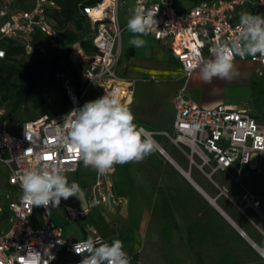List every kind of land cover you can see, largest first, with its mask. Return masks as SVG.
Returning <instances> with one entry per match:
<instances>
[{
	"label": "built area",
	"instance_id": "2783aa9c",
	"mask_svg": "<svg viewBox=\"0 0 264 264\" xmlns=\"http://www.w3.org/2000/svg\"><path fill=\"white\" fill-rule=\"evenodd\" d=\"M130 1L131 15L137 6L156 14L157 26L147 35L173 54L182 71L183 85L173 103V129L162 135L179 147L190 161L198 159L200 169L260 172V160L264 157V121L225 104L203 107L185 95V88L196 71L191 66L200 59L212 57L211 49L218 41H228L236 35L241 13L264 17V0H202L182 12L174 9L171 0ZM124 4L125 0H99L81 7L95 53L87 57L78 44L72 46L70 62L75 66L85 62L76 83L63 71H54L52 77L59 82L69 103L65 111L9 124L5 116L7 108L0 107V165L7 172L6 184L11 189L5 193V199L10 200L7 211L0 206V223L5 224V229L0 230V264H52L58 258L65 264H79L82 256L72 251L75 244L88 237L105 241L91 226L85 228L83 240L64 238L61 227L52 219L51 204L47 209L32 208L21 199L18 178L28 169L44 164H55L64 175L76 173L84 164L57 139V128L62 126L64 117L72 109L83 106L89 91H96L94 100L105 93H115L124 104L132 96L131 84L124 86L117 73L122 55L121 35L127 29V23L122 26L119 19ZM58 10L57 0H0V60L5 59L6 46L10 43L20 46L24 55L30 56L34 33L50 40L59 39L60 32L52 18ZM235 60H249L264 68L259 54L255 59L236 56ZM147 132L152 138L156 134ZM114 167L103 174L96 172L97 180L86 208L64 206L68 221L85 218L94 207H112L110 198L113 205L117 203L109 191ZM103 183L105 193L99 190ZM243 201L253 208L259 205L248 192ZM129 258L133 264L132 257Z\"/></svg>",
	"mask_w": 264,
	"mask_h": 264
},
{
	"label": "crops",
	"instance_id": "0c3cea01",
	"mask_svg": "<svg viewBox=\"0 0 264 264\" xmlns=\"http://www.w3.org/2000/svg\"><path fill=\"white\" fill-rule=\"evenodd\" d=\"M124 33L127 36L123 38ZM132 36L128 29L121 35L117 73L124 86H132L126 105L134 122L156 133V150L142 162L115 165L109 191L117 203L109 208L102 205L109 209L111 229L100 232L89 226L108 243L122 240L133 264H138L135 251L140 249L155 264H264V157L258 173L234 168L227 172L200 169L198 159L190 161L162 135L173 129L174 97L183 85L179 62L148 35L140 37L146 41L145 46L135 48L129 44ZM235 64L239 75L230 81L214 79L205 84L196 70L186 82L185 95L206 108L225 104L264 121V103L253 106L249 100V80L253 76L264 78V68L249 60H235ZM255 85L264 93V80ZM245 86L249 92L238 100L227 95ZM96 94L91 91L88 100H94ZM99 190L105 193L104 183ZM246 192L259 202L257 208L243 201ZM89 199L90 192L85 204L64 206L83 209ZM94 210L105 212L94 207L80 220ZM53 221L61 227L59 221ZM1 229H5L4 223H0ZM120 230L124 232L122 237ZM84 231L79 239L66 237L63 230L62 235L79 241L86 238Z\"/></svg>",
	"mask_w": 264,
	"mask_h": 264
},
{
	"label": "clouds",
	"instance_id": "9594fccd",
	"mask_svg": "<svg viewBox=\"0 0 264 264\" xmlns=\"http://www.w3.org/2000/svg\"><path fill=\"white\" fill-rule=\"evenodd\" d=\"M155 15L140 6L132 9L127 21V29L133 34L130 45L135 48L145 46L146 41L140 37L157 26ZM211 53V59H200L191 66L205 84L214 79L230 81L238 77L236 56L255 59L259 54L264 60V17L241 13L236 35L228 41H218ZM134 121L130 108L115 93H105L72 109L64 117L62 126L57 128V139L61 146L72 150L84 166L103 174L117 164L142 162L156 150L151 135ZM18 183L21 199L32 208L47 209L50 204L57 208L62 198L80 200L84 195L80 186L75 181L69 183L55 164L28 169L18 178ZM72 251L82 256L79 264H131L120 239L108 243L99 237H88L75 244Z\"/></svg>",
	"mask_w": 264,
	"mask_h": 264
},
{
	"label": "trees",
	"instance_id": "16d2710c",
	"mask_svg": "<svg viewBox=\"0 0 264 264\" xmlns=\"http://www.w3.org/2000/svg\"><path fill=\"white\" fill-rule=\"evenodd\" d=\"M97 1L99 0H57L59 10L53 14L52 18L60 32V38L50 40L40 33H34L31 38L30 56L33 58L31 63L17 60L19 56L26 57L20 46L12 43L6 46V57L0 60V93L4 92L0 107H5L8 96L12 97V102L6 106L7 115L23 106L30 97H33V107H40L36 98L42 94L39 81L41 70L45 67L50 69L52 76L56 70L63 71L76 83L85 62L76 66L70 62L72 46L78 44L87 57L95 53L91 44L89 24L80 13V9L84 5H93ZM68 25H73L74 31L69 30ZM52 45L58 47L64 65L59 64L55 58L50 59L49 48ZM68 107L69 103L64 94L60 102V112Z\"/></svg>",
	"mask_w": 264,
	"mask_h": 264
},
{
	"label": "rangeland",
	"instance_id": "374dc122",
	"mask_svg": "<svg viewBox=\"0 0 264 264\" xmlns=\"http://www.w3.org/2000/svg\"><path fill=\"white\" fill-rule=\"evenodd\" d=\"M202 0H171V5L177 12L185 11L197 4H199ZM119 19L121 24L127 23L128 19L131 16V1L125 0V4L121 6L119 12ZM69 30L74 31L73 25H68ZM127 34H123V38L126 37ZM59 49L56 45H52L49 48L50 59L55 58L56 61L64 65L63 59L60 56ZM17 60H22L24 63H31L33 58L30 57H17ZM264 78H258L257 76H253L249 80V88H250V98L251 104L257 106V104L264 103V93L259 92L256 88V85L253 84L260 83ZM256 82V83H255ZM40 89L42 90V94L38 95L36 99H38L40 103L39 108L33 107V97H30L26 100L25 104L18 108L16 111L12 112L7 116L6 120L9 124H13L18 120H31L40 115H55L60 112V102L64 96V91L60 86L59 82L53 79L51 75V71L48 67H45L41 70V79L39 81ZM248 88L245 86L243 89H236L233 92H228L227 95H231L238 100L241 96L248 93ZM4 96V92L0 93V103L2 102V98ZM89 97H91V91L87 93V96L84 100V103L89 101ZM12 102V97L8 96L7 102L5 103V107ZM18 132V131H17ZM95 170L93 168H87L86 166L81 165L78 172L74 174H65L68 178L71 177L69 183L75 181L80 188L82 189L84 195L80 197V200L76 197H70L67 200L61 199V203L59 207L53 208L52 219L59 221L64 231V235L66 237H71L72 239H79L82 236L83 230L89 225L94 226L100 232L104 231L102 229H107L110 231V226L108 222L112 219L109 216V209L104 206H99L100 210H104L105 212L101 214V212L94 210L92 211L88 218L85 220H76V221H68L63 212L64 205H75L80 202L82 205L85 204L87 194L91 191ZM6 176L7 172L4 167L0 165V206L3 207L4 211H7L8 204L10 200L5 199V193L8 192L10 187L6 184ZM91 226V227H92ZM93 227V228H94ZM101 227V228H100ZM124 236V232L120 230V237ZM136 261L138 264H155L150 261L148 255L145 254V251L138 250L135 251ZM52 264H65L60 258L54 261Z\"/></svg>",
	"mask_w": 264,
	"mask_h": 264
},
{
	"label": "water",
	"instance_id": "95a60500",
	"mask_svg": "<svg viewBox=\"0 0 264 264\" xmlns=\"http://www.w3.org/2000/svg\"><path fill=\"white\" fill-rule=\"evenodd\" d=\"M109 201H110V205H112V206H113V202H112L111 198H110V200H109Z\"/></svg>",
	"mask_w": 264,
	"mask_h": 264
},
{
	"label": "snow or ice",
	"instance_id": "6c2138e0",
	"mask_svg": "<svg viewBox=\"0 0 264 264\" xmlns=\"http://www.w3.org/2000/svg\"><path fill=\"white\" fill-rule=\"evenodd\" d=\"M50 158V157H49Z\"/></svg>",
	"mask_w": 264,
	"mask_h": 264
}]
</instances>
